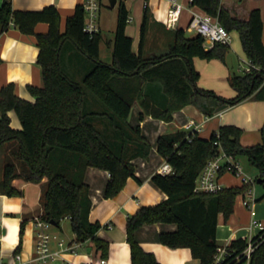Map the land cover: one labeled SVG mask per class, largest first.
<instances>
[{"label":"trees","instance_id":"16d2710c","mask_svg":"<svg viewBox=\"0 0 264 264\" xmlns=\"http://www.w3.org/2000/svg\"><path fill=\"white\" fill-rule=\"evenodd\" d=\"M191 4L218 18L230 31L238 30L245 54L256 65L250 72L230 75L231 85L237 92L233 97L199 87L200 74L193 64L194 56L224 60L230 49L228 43L216 42L208 47L202 34H188L184 27H178L166 51L150 57L143 54L149 14L147 0L138 51L133 49V37L126 31L130 10L124 0L118 1L112 62L100 57L101 30L95 33L84 30V3L76 5L62 31L61 15L55 4L34 10L17 9L12 0H3L0 33L13 24L24 33L36 35L43 84L28 86L36 97L34 101L18 95L14 82L0 87V145L11 142L3 164L0 191L20 194L22 190L13 182L16 177L42 182L40 216L54 220L57 225L68 217L78 240L91 241L102 249L103 256L106 255L109 242L98 235L102 224L89 218L92 201L84 173L89 165L110 172L104 190L106 197L117 195L128 177L139 179L133 159L148 157L152 142L142 133L139 124L133 125L129 120L135 101L143 108L141 118L151 114L170 121L175 111L188 104L212 115L215 107L210 103L211 98L218 104L235 105L255 92L258 98L264 99L260 9H252L248 19H241L226 8L222 0H191ZM40 21L49 23L47 31L36 30ZM68 39L89 58L82 81L71 77L61 65V48ZM89 96L101 102L104 109L88 100ZM10 109L19 116L20 128L11 125ZM98 118L108 121L110 132L98 126ZM219 128L209 137L186 129L159 135L158 152L174 170L156 171L152 176L153 182L167 193V198L154 205H142L127 217L132 264H162L136 237L139 228L154 222L176 223L175 230L159 233L160 241L172 247H189L201 264H264V230L250 240L245 237L232 239L230 251L220 260L216 258L219 214L223 213L226 220L229 218L237 195L246 191L247 184L225 186L211 192L195 191L198 175L220 145L235 157L246 155L258 168V177L264 176V124L262 141L249 145L241 142L242 127L227 123ZM23 227L24 221L21 230ZM250 241L255 249L247 258L244 250Z\"/></svg>","mask_w":264,"mask_h":264},{"label":"crops","instance_id":"0c3cea01","mask_svg":"<svg viewBox=\"0 0 264 264\" xmlns=\"http://www.w3.org/2000/svg\"><path fill=\"white\" fill-rule=\"evenodd\" d=\"M118 1L116 5H118ZM124 1L130 10L126 31L133 37V49L138 51L146 0ZM180 1L185 5V8L179 22L176 27H168L165 19L171 1L147 0L149 14L143 40V54L145 56H155L166 51L174 41V32L178 27H184L188 34L196 33L188 29L191 9L203 10L197 5H192L191 0ZM2 2L3 0H0V5ZM222 2L226 8L241 19H248L251 10L259 8L263 19L264 41V0H222ZM12 3L17 9L29 8L32 10L41 9L48 4H55L59 8L61 30L64 31L67 26V17L73 14L76 5L84 3V0H12ZM118 11L109 13L100 10L99 24L102 33L100 57L102 44L105 43L108 48L107 56L113 60V38ZM37 24V31L44 32L49 28V23L46 21H40ZM104 28H107L109 33L104 32ZM231 33L232 38L228 44L230 49L224 60L193 57L194 67L200 74L197 85L213 89L222 96H232L237 93L231 85L230 75L234 72L243 73V67L247 65L249 59L242 48L238 30H231ZM37 41L35 34L24 33L13 24L0 33V87L9 82H14L15 92L32 101L36 97L28 86L30 84L38 86L43 84L42 67L38 62L39 46ZM73 42L68 39L62 45L61 65L71 77L82 81L89 66V58ZM255 94L254 92L250 97L235 105L230 104L227 107L218 105V108L215 106L212 115H207L195 105L188 104L175 111L174 118L170 121L156 118L151 114H145L144 118H141L140 112L143 108L138 101L133 103L129 120L133 125L139 124L142 133L152 142L148 157L138 156L133 159L136 167L135 172L139 179L135 176L128 177L125 186L117 195L106 197L104 190L110 172L89 165L84 173V180L89 185V195L92 201L89 218L92 222H101L102 226L98 230V235L109 242L107 254L104 255L108 258L107 264H132L131 248L127 240L128 215L135 213L142 205H154V203L168 196L152 180L153 174L167 162V159L157 149L159 135L176 129H187L186 122L194 118L202 127L198 133L203 137H209L214 131L220 129L222 124L231 123L243 128L242 144L249 145L261 142L263 139L261 128L264 124V99L258 98ZM91 100L99 109H104L100 102ZM215 103L217 102L213 99L212 104ZM9 115L11 116V125L20 128L21 121L16 111L10 109ZM96 123L99 127L111 131L106 119L98 118ZM10 143L5 142L0 145V179L3 175V164L6 155H8ZM237 158L240 160L239 156ZM224 179L226 182L231 180L227 171L221 174V181L223 182ZM13 182L22 190L20 194L11 195L0 191V259L3 264L13 263L17 252H21L26 260L32 259L30 264H80L85 260L103 256L102 249L97 248L91 241L87 239L86 241L78 240L72 227L66 232L64 227L66 225L64 224L67 222L64 219L69 220V218L64 217L60 225H55V227L51 225L49 228L52 234L50 249L57 251V256L47 260L35 258L37 254L36 218L43 211L41 202L42 182L27 181L21 177H16ZM237 184H243V182L233 180L230 185ZM256 195L257 198L264 196V188L259 190L257 187ZM253 218H258L264 222V204L257 199L251 207L247 206L243 202V194H238L234 211L229 218L226 220L223 213L219 214L218 245L230 244L232 239L239 237L250 240L261 232L260 226L251 224ZM23 221L24 227L21 230ZM109 223L112 226H109ZM177 226L176 223L154 222L139 228L136 231V237L146 250L155 253L162 264H201L200 258L193 256L189 247H172L160 241L159 233L161 231L175 230ZM60 241L63 244H60ZM70 245L75 250L68 248Z\"/></svg>","mask_w":264,"mask_h":264},{"label":"built area","instance_id":"2783aa9c","mask_svg":"<svg viewBox=\"0 0 264 264\" xmlns=\"http://www.w3.org/2000/svg\"><path fill=\"white\" fill-rule=\"evenodd\" d=\"M171 5L168 10L165 23L168 27H176L179 19L181 17L182 11L185 8V5L180 0H170ZM101 6V0H84L85 7V23L84 30L95 33L100 31V24L98 20L99 9ZM191 18L189 21L188 29L200 33L205 37L206 46H214L216 42L230 43L232 34L231 31L220 22V20L213 15L201 11L198 9H191ZM256 65L250 60H247V65L243 67V72H250ZM185 126L189 132H199L201 130V125L197 123L194 118H191L186 122ZM173 166L171 163L166 162L159 172L168 173L172 172ZM225 171H232L239 176H241L242 182L247 184V189L243 194V202L247 206H252L255 201H257L256 195V178L249 176L241 165L240 160L235 157L233 154L228 153L222 145L219 146L218 151L214 156L209 158L205 163L202 171L196 179L195 191L197 192H211L217 191L225 187L224 183L221 181V174ZM37 226V242H36V257L38 259L47 260L49 258H55L57 256V251H52L50 249V239L52 234L49 231L52 221L38 216L36 218ZM252 225H258L261 228V231L264 230V222L258 218H253ZM112 226L111 223L108 224ZM60 244H63L60 241ZM231 244V243H230ZM218 245L216 258L220 260L230 251L229 245ZM68 248L75 250L72 245ZM255 249V244L250 241L248 246L244 250V254L247 258L251 256L252 251ZM32 259L26 260L23 258L21 252L15 253V261L10 264H30ZM108 258L106 256H99L96 258H91L83 261L80 264H107ZM0 264H3L0 259Z\"/></svg>","mask_w":264,"mask_h":264},{"label":"rangeland","instance_id":"374dc122","mask_svg":"<svg viewBox=\"0 0 264 264\" xmlns=\"http://www.w3.org/2000/svg\"><path fill=\"white\" fill-rule=\"evenodd\" d=\"M129 1H137V0H129ZM139 1V0H138ZM140 1H142V0H140ZM100 10H102V11H104V12H116L117 10H118V5H116V6H112L111 5V3H110V0H101V6H100V9H99V15H98V20H99V16H100ZM105 25L107 26V23L105 22ZM116 27V26H115ZM104 32H106V33H109V30L107 29V28H104ZM232 34V33H231ZM107 50H108V48H107V45L105 44V43H103L102 44V53H101V59L102 60H104V61H106V62H111L112 61V58H110L109 56H107ZM236 56H237V54H236ZM92 95V94H91ZM221 95V94H220ZM93 96V95H92ZM224 96V95H223ZM234 95H232V96H225V97H233ZM93 99L94 100V98L93 97H91V96H89V98H88V100L89 99ZM213 99H215V98H211L210 99V103H211V105H213L214 107L216 106H218V105H220V106H222V105H225L226 107L227 106H229L230 104L228 103V104H226V103H223V104H218V103H215V104H212V100ZM215 101H216V99H215ZM99 102V101H98ZM217 102V101H216ZM101 103V102H100ZM219 106V107H220ZM218 108V107H217ZM216 108V109H217ZM211 132V131H210ZM209 132V133H210ZM10 146V145H9ZM239 158H240V160H241V165H242V167H243V170L249 175V176H251L252 178H257L258 177V173H259V170H258V168L255 166V165H253L252 163H250V161H249V159H248V157L246 156V155H244V154H241V155H239ZM227 174L230 176V179L231 180H228L227 182H226V180L224 179V185L226 186H228V185H230L231 183H232V181L233 180H239L240 182L242 181V177L241 176H239L238 174H236V173H234V172H232V171H227ZM255 186H256V188L258 187L259 188V190H262L264 187H263V183H261V182H258V181H256V184H255ZM259 202H261L262 204H264V197L263 198H261V199H259ZM64 221L65 222H67L66 224H64V225H66V226H64L65 227V230H66V232L71 228V224H70V222L71 221H69L68 219H64ZM53 227H55V224L54 225H52Z\"/></svg>","mask_w":264,"mask_h":264},{"label":"water","instance_id":"95a60500","mask_svg":"<svg viewBox=\"0 0 264 264\" xmlns=\"http://www.w3.org/2000/svg\"><path fill=\"white\" fill-rule=\"evenodd\" d=\"M110 3H111L112 6H115L116 3H117V0H110ZM257 181L261 182V183L264 182V176L258 177ZM51 221H52L53 224L57 225V223L54 220H51Z\"/></svg>","mask_w":264,"mask_h":264}]
</instances>
